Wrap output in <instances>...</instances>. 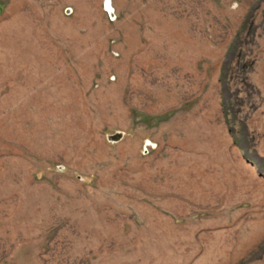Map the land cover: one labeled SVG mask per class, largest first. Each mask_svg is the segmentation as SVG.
Segmentation results:
<instances>
[{
    "label": "rangeland",
    "instance_id": "rangeland-1",
    "mask_svg": "<svg viewBox=\"0 0 264 264\" xmlns=\"http://www.w3.org/2000/svg\"><path fill=\"white\" fill-rule=\"evenodd\" d=\"M0 264H264V0H0Z\"/></svg>",
    "mask_w": 264,
    "mask_h": 264
},
{
    "label": "water",
    "instance_id": "water-1",
    "mask_svg": "<svg viewBox=\"0 0 264 264\" xmlns=\"http://www.w3.org/2000/svg\"><path fill=\"white\" fill-rule=\"evenodd\" d=\"M110 13H111V12H110ZM120 135H121V134L119 133V134H117L116 136H114L113 138H114V139H119V138H120Z\"/></svg>",
    "mask_w": 264,
    "mask_h": 264
},
{
    "label": "bare ground",
    "instance_id": "bare-ground-1",
    "mask_svg": "<svg viewBox=\"0 0 264 264\" xmlns=\"http://www.w3.org/2000/svg\"><path fill=\"white\" fill-rule=\"evenodd\" d=\"M108 8H109V10H110V12H111V14L113 13V10H112V8L110 7V4L108 3Z\"/></svg>",
    "mask_w": 264,
    "mask_h": 264
}]
</instances>
